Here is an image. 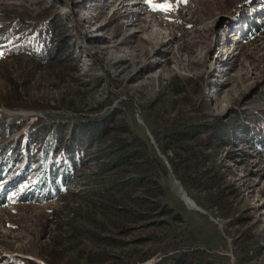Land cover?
Returning <instances> with one entry per match:
<instances>
[{
    "label": "rangeland",
    "instance_id": "obj_1",
    "mask_svg": "<svg viewBox=\"0 0 264 264\" xmlns=\"http://www.w3.org/2000/svg\"><path fill=\"white\" fill-rule=\"evenodd\" d=\"M153 3L171 9L153 10L145 0H0V35L17 20L30 27L63 20L51 46L66 40L71 55L41 69L23 51L0 58V117L69 123L99 108L105 113L111 101L156 146L168 123L217 117L230 130V145L208 160L221 195L195 182L184 187L167 169L162 202L183 222L154 216L125 228V220L114 226L88 209V197L74 195H91L101 181L91 153L51 201L42 202L36 173L21 180L13 172L0 183V264H125L139 257H150L139 264H160L182 252L200 255L203 264H264V151L260 137L246 134H259L255 121L264 123V0ZM17 137L0 136V146ZM177 183L209 216L189 209Z\"/></svg>",
    "mask_w": 264,
    "mask_h": 264
},
{
    "label": "trees",
    "instance_id": "obj_2",
    "mask_svg": "<svg viewBox=\"0 0 264 264\" xmlns=\"http://www.w3.org/2000/svg\"><path fill=\"white\" fill-rule=\"evenodd\" d=\"M63 23V20L46 19L41 25L30 27L15 21L0 35V58L13 57L23 51L39 69L47 64L61 65L71 56L66 40H59L54 47L51 42L55 32L64 28ZM251 29L257 30L256 27ZM105 104L109 106L105 113L99 114V108L96 116L69 123H51L37 117H14L16 121L7 116L0 117L3 140L18 136L10 145L0 146V183L13 172L16 174L12 176L17 175L21 180L36 173L37 187L44 191L42 202L51 201L88 164L86 158L91 153V161L95 163L101 181L90 197L88 192L74 194L76 198L88 197L86 205L90 211H96L102 219L112 218L110 222L114 226L123 219L125 228L150 221L154 216H168L174 223L183 222L179 214L162 202L165 189L160 179L165 176L167 167L154 146L147 137L131 129L118 107H113L111 101ZM196 112L200 114L202 110ZM30 121L36 122L24 131ZM159 122L164 128L165 122ZM166 127L160 140L153 135L156 143H160L161 155L171 165L172 174L184 187L195 182L201 191L214 194L218 199L221 181L219 174L209 175L212 168H208V160L222 147L230 145V130L222 119L209 116L192 118L185 123H168ZM258 128L259 134H246L253 135L254 141L255 135L260 137L262 142L257 148L264 151V123L256 120L253 129ZM61 168L63 172L58 174ZM109 173L118 178L108 179ZM149 259L139 257L125 264L145 263ZM20 263L33 264L26 260ZM203 263L200 255L182 252L161 259L160 264Z\"/></svg>",
    "mask_w": 264,
    "mask_h": 264
},
{
    "label": "water",
    "instance_id": "obj_3",
    "mask_svg": "<svg viewBox=\"0 0 264 264\" xmlns=\"http://www.w3.org/2000/svg\"><path fill=\"white\" fill-rule=\"evenodd\" d=\"M6 112L9 113V114H12V113L9 112V111H6ZM20 114H22V113H20ZM20 114H17V115H20ZM148 134H149V133H148ZM149 135H150V134H149ZM150 143L154 146V148H155V150H156V153H157L159 159L163 161V163L166 165L168 171H169L170 173H172V169H171V167H170V164H169L168 160H166V158H164V157L161 155L158 146H156V144H155V142H154V140L152 139L151 136H150ZM177 184H178V188H180V190L184 193V195H185L186 198L184 199L183 196H180V197H181V199L183 200V202H185V204L189 207V209H191L192 211H197V212H199V213H202V214H205V215L209 216L208 213H206V212L203 211L200 207H198V206L196 205V203L193 202V201L187 196V193H186V191L184 190V188H182L181 184H180V183H177ZM190 202L193 203V205H194L193 207L190 206ZM211 218H212V220L215 222L214 218H213V217H211Z\"/></svg>",
    "mask_w": 264,
    "mask_h": 264
},
{
    "label": "snow or ice",
    "instance_id": "obj_4",
    "mask_svg": "<svg viewBox=\"0 0 264 264\" xmlns=\"http://www.w3.org/2000/svg\"><path fill=\"white\" fill-rule=\"evenodd\" d=\"M181 2H184V0H181ZM145 3L150 4V6L152 7L153 10H163V11H167L171 9V5L170 4H155L153 3V0H145Z\"/></svg>",
    "mask_w": 264,
    "mask_h": 264
},
{
    "label": "bare ground",
    "instance_id": "obj_5",
    "mask_svg": "<svg viewBox=\"0 0 264 264\" xmlns=\"http://www.w3.org/2000/svg\"><path fill=\"white\" fill-rule=\"evenodd\" d=\"M181 196H183L184 199L186 198L182 192H181ZM190 206L193 207L194 206L193 203L190 202Z\"/></svg>",
    "mask_w": 264,
    "mask_h": 264
}]
</instances>
